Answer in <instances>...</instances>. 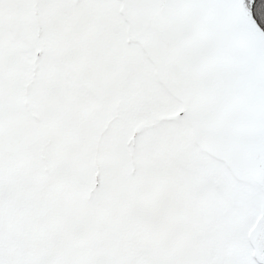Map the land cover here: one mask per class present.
Masks as SVG:
<instances>
[{"label":"snow or ice","instance_id":"1","mask_svg":"<svg viewBox=\"0 0 264 264\" xmlns=\"http://www.w3.org/2000/svg\"><path fill=\"white\" fill-rule=\"evenodd\" d=\"M0 264H264V0H0Z\"/></svg>","mask_w":264,"mask_h":264}]
</instances>
